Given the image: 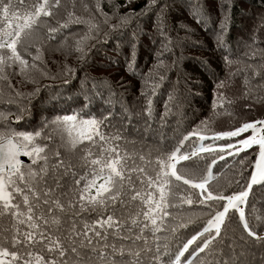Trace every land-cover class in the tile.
<instances>
[{
    "label": "trees",
    "instance_id": "16d2710c",
    "mask_svg": "<svg viewBox=\"0 0 264 264\" xmlns=\"http://www.w3.org/2000/svg\"><path fill=\"white\" fill-rule=\"evenodd\" d=\"M219 1L216 7H222L214 10L200 0L205 22L197 23L192 15L196 0H156L150 8L147 7L150 0H60L58 7L51 8V16H41L33 29L21 34L18 51L28 61L27 67L22 71L16 62L3 73L6 78L0 80V113L6 117L5 125L18 131H41L39 143L48 144L52 153L59 150L79 178L88 176L91 170V165L85 164L81 157L90 149L92 158H96L98 147L86 140L75 148L71 144L61 147L60 133L63 132L66 142V130H57L55 126L45 129V119L51 121L58 115L79 113L81 118L103 120L102 133L109 138L117 134L121 137L119 141L110 140L104 145L106 148L119 143L121 153L143 156L144 161L137 162L145 166L153 164L155 170L160 157L170 155L193 131L211 136L216 131L231 130L260 119L264 116V0ZM34 2L11 0V12L7 16L0 12V30H8L9 22L22 23ZM54 3L55 0H49V6ZM69 13L74 15L70 17ZM122 17L127 18L125 23H121ZM65 24L67 27H61ZM50 29L56 31L50 32ZM85 36L90 38L84 40ZM218 37L224 38L223 45ZM78 41H81L79 45ZM78 47L86 54L83 58ZM133 52L135 55H131ZM36 56L39 59L34 60ZM131 62L135 64V74L127 66ZM221 83L223 86L218 87ZM76 98L85 100L87 106H82ZM18 116L22 117L19 122ZM133 122L144 123L136 138L128 129ZM152 124H158L160 138L155 141V151L149 155ZM78 131L75 129L73 135ZM95 139L97 144L103 143L98 137ZM224 140L205 139L203 144ZM193 144H200L199 136L186 141L183 151ZM250 151L243 154L249 160L258 150L254 147ZM27 158L25 165L31 164ZM213 159L218 157L210 156L205 168H195L188 174L198 178L196 182H202L207 176L206 187L214 194L229 195L243 190L250 171L244 170L241 164L222 169L228 163L227 157L209 171ZM240 160L231 163H240ZM201 162L198 166L203 167ZM184 165L193 164L181 161L178 167ZM168 171L170 174L171 169ZM171 187L175 191L171 202L178 206L169 209L174 218H162V209H158L157 220L163 230L155 235L145 231L153 253H156L154 241L159 245L156 257L159 264H175V254L181 249L177 247L183 239L180 229L191 232L203 229L206 219L198 220L202 210L207 211L208 219L212 213L222 210L225 203L213 201L211 208L202 205L199 191L183 185L182 181L176 182L174 177ZM148 191H154L155 199L159 200L158 189ZM164 191L168 193V185ZM144 195L147 197V192ZM181 196L190 197L193 203H182ZM134 203L136 206L130 209L133 215L142 210L139 200ZM152 203L155 207V202ZM241 207L252 230L264 238V186H253L246 204ZM139 219L144 220L143 216ZM148 224L151 229V223ZM180 224L185 227H179ZM221 235L237 250H244L245 264H264V239L248 236L238 211L229 210ZM197 243L200 242L185 252L180 264H189V260L191 264H204L207 259L204 254L199 258L190 256Z\"/></svg>",
    "mask_w": 264,
    "mask_h": 264
},
{
    "label": "snow or ice",
    "instance_id": "6c2138e0",
    "mask_svg": "<svg viewBox=\"0 0 264 264\" xmlns=\"http://www.w3.org/2000/svg\"><path fill=\"white\" fill-rule=\"evenodd\" d=\"M155 3L156 0H150L147 7L150 8ZM59 4L60 0H55L51 6L49 0H35L27 17L22 18V23L13 25L9 22L8 30H0V80L6 78L3 75L5 69L14 66L16 62L22 66V71L27 67L28 61L18 51L22 32L33 29L41 16H51V8L58 7ZM219 7L222 5L218 6V10ZM11 10V0L0 3V12L5 16ZM73 15L69 13L70 17ZM192 15L197 23L205 22L200 0H196ZM126 21L127 18H121V23ZM77 22L81 21L77 18ZM49 31L55 32L56 29ZM89 38L85 36L83 39ZM218 39L223 45L224 38ZM80 43L81 41L77 42L78 45ZM77 50L82 53V58L86 55L82 48L78 47ZM35 59H39V56L34 57ZM127 66L135 74L134 62ZM222 86V83L218 85ZM76 99L82 106H87L85 100ZM150 105L151 101L149 114ZM220 106L223 107V104ZM21 119L18 116L17 122ZM5 120L4 114L0 113V264H153L159 253V245L156 244V253H153L152 242L146 238L145 231H151L155 235L163 230L157 220L158 209H162V218H174L169 210L178 207L171 202L175 195L171 187L173 177L176 182L182 181L183 185L200 189L198 199L202 205L211 208L213 201L225 202L222 210H217L208 219L207 226L187 239L182 248L177 250L175 264H180L181 257L197 241L200 243L196 244L190 256L199 258L204 254L207 258L204 264H245L244 250H237L235 245L221 235V226L230 209L239 212L244 231L249 237L264 239L252 230L245 217V210L241 207L246 204L253 186H264V120L245 122L231 130L216 131L211 136L193 131L184 137L170 155L160 157L158 170L153 175L148 166L137 162L144 161L143 156L137 158L126 152L121 153L119 143L108 148L104 146L112 139L119 141L121 137L117 134L109 138L102 133L100 128L103 120L95 117L81 118L79 113L58 115L51 121L45 119V129L55 126L57 130H66V142L63 132L60 133L61 147L71 144L75 148L85 140L98 147L96 158H92L90 149L81 157L85 164L91 165V170L88 176L81 175L79 178L73 165L59 150L52 153L48 144L39 143L41 131H18L6 126ZM75 129L79 131L73 135ZM249 132L250 135L219 149L220 152L229 149L231 151H227V156L238 157L241 152L246 153L258 146L254 158L249 160L245 156L240 160L241 167L250 171V178L239 193L214 194L206 187L207 176L202 178V182H196L195 179L180 174L182 169L178 165L181 161H190L200 152L214 150V144L204 146L205 139L231 140ZM193 136H199V146L193 144L189 150L183 151L185 142ZM97 137L103 143L97 144ZM48 139L55 144L53 137L49 136ZM22 155L29 157L31 164L25 165L20 159ZM225 158V155H220L218 159H213L209 171L219 160ZM101 180L103 182L98 183ZM165 185L169 186L168 193L164 191ZM176 187L179 188L180 185L177 184ZM148 189H158L159 200L155 199L154 191ZM138 200L142 210L133 215L130 209L136 206L134 202ZM180 200L189 205L193 203L190 197L181 196ZM140 216H143V221L139 219ZM148 222L152 225L151 229ZM179 227L185 225L180 224ZM172 231L175 232L176 229L173 228ZM205 233L208 236L201 241ZM158 239L156 237L157 241Z\"/></svg>",
    "mask_w": 264,
    "mask_h": 264
},
{
    "label": "rangeland",
    "instance_id": "374dc122",
    "mask_svg": "<svg viewBox=\"0 0 264 264\" xmlns=\"http://www.w3.org/2000/svg\"><path fill=\"white\" fill-rule=\"evenodd\" d=\"M203 1V3H205V4H208V5H211V6H209V8H214V10L215 9H218V7H216L218 4H219V0H202ZM207 10L209 11V9H208V6H207ZM138 45H140V43L138 44ZM64 50V48H59V51H63ZM60 57V55H59V53L57 54V58H59ZM98 57V54L95 56V58H97ZM65 59H66V56H65ZM110 67V66H109ZM137 70H139V67L137 68ZM109 72V71H108ZM142 94H143V96H145L146 94H145V92L144 91H142ZM143 126H144V123H136V122H133L130 126H129V130L131 131V133L133 134V136H134V138H136L137 136H139L138 135V130H141L142 128H143ZM157 126H158V124H152L151 125V139L149 140V143H148V146H149V149H148V154L149 155H151V153L153 152V151H155V149H156V140H158L159 138H160V133L159 134H157ZM138 127V129H136ZM140 136H142V138L143 139H145V137L143 136V135H140ZM236 141H238V138H237V140L235 139V138H232L231 140H224V141H222V142H217V143H212V144H214L215 145V148H214V150L212 151V152H200L199 153V155L196 157V158H194L193 160H190V161H188L190 164H193V165H184L181 169H182V171H181V175H183V176H185V177H187V178H189V179H198V178H196V177H193L192 175H190V174H188V172L190 171V170H194L195 168H200V169H203V168H205V166H206V161L210 158V156H217V157H219L220 155H225V157H227V158H229L228 159V163H226V165H224V166H222V169H224V168H229V169H231V168H236L240 163H231V162H233V161H235V160H237V159H239V158H244L245 156H243V154L245 153V152H241L240 153V155L237 157V156H227V151H231V150H229V149H226L225 150V152H220V147L221 146H226L227 144H229V143H234V142H236ZM209 144H207V145H204L205 147H207ZM197 146H199V144L197 145ZM254 147H256L257 148V150H258V146H254ZM174 148V147H173ZM189 148H190V146H188V148L186 149V151L187 150H189ZM251 150V149H250ZM250 150H248V152H246V153H249V152H251ZM149 159H150V161L151 162H153V159H151V157H149ZM199 160H202V162L201 161H199ZM199 162H201L202 163V166L203 167H200V166H198L199 165ZM148 168H149V171L150 172H152V174L155 172V167H154V165L153 164H151V165H149L148 166ZM199 192H200V189H197ZM179 192V191H178ZM206 214H208L207 213V211L206 210H202V212H201V214L199 215V219L198 220H200V219H206V225H204L203 226V228L205 227V226H207V221H208V219H210L215 213H212L211 214V216L207 219L206 217H208L209 215H206ZM182 219V216H180V220ZM179 228V227H178ZM203 229L202 228H200L199 230H196V231H193V232H191V231H188V230H186V229H180L179 231H181V233H182V236H183V239H182V242H180L179 243V245H178V247L177 248H182V246H183V243H186L187 242V239H190L191 238V236H193V235H195V234H197L198 232H201ZM214 231V230H213ZM207 237V233H205L204 234V236L203 237H201V241L204 239V238H206ZM197 242H200V241H197ZM154 247L156 248V244H157V242L156 241H154ZM190 248H191V246L189 247V251H190ZM188 251V252H189ZM150 259V258H149ZM153 264H159V262L157 261V259H155V261L153 262Z\"/></svg>",
    "mask_w": 264,
    "mask_h": 264
},
{
    "label": "water",
    "instance_id": "95a60500",
    "mask_svg": "<svg viewBox=\"0 0 264 264\" xmlns=\"http://www.w3.org/2000/svg\"><path fill=\"white\" fill-rule=\"evenodd\" d=\"M20 159L22 160V162L24 163V164H27L28 163V158L26 157V156H21L20 157Z\"/></svg>",
    "mask_w": 264,
    "mask_h": 264
},
{
    "label": "built area",
    "instance_id": "2783aa9c",
    "mask_svg": "<svg viewBox=\"0 0 264 264\" xmlns=\"http://www.w3.org/2000/svg\"><path fill=\"white\" fill-rule=\"evenodd\" d=\"M260 120H264V117H262Z\"/></svg>",
    "mask_w": 264,
    "mask_h": 264
},
{
    "label": "clouds",
    "instance_id": "9594fccd",
    "mask_svg": "<svg viewBox=\"0 0 264 264\" xmlns=\"http://www.w3.org/2000/svg\"><path fill=\"white\" fill-rule=\"evenodd\" d=\"M262 117H264V116H262ZM262 117H261V118H262ZM261 118H260V119H261ZM260 119H258V120H260Z\"/></svg>",
    "mask_w": 264,
    "mask_h": 264
}]
</instances>
